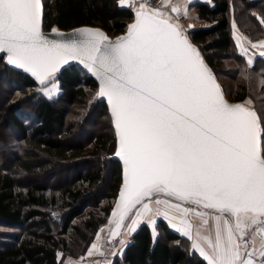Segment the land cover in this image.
<instances>
[{"label":"snow or ice","instance_id":"obj_1","mask_svg":"<svg viewBox=\"0 0 264 264\" xmlns=\"http://www.w3.org/2000/svg\"><path fill=\"white\" fill-rule=\"evenodd\" d=\"M41 18V0H0V53L40 84L72 60L98 79L124 167L116 228L130 219L128 233L143 222L155 229L162 217L193 239L194 215L202 221L196 239L206 247L193 248L207 264H264V130L255 111L224 101L179 25L141 3L127 35L114 42L88 28L50 40Z\"/></svg>","mask_w":264,"mask_h":264},{"label":"trees","instance_id":"obj_2","mask_svg":"<svg viewBox=\"0 0 264 264\" xmlns=\"http://www.w3.org/2000/svg\"><path fill=\"white\" fill-rule=\"evenodd\" d=\"M119 1L43 0V26L68 29L83 24L99 25L115 35L123 32L134 17L133 8ZM211 2L193 3L200 19L210 24L189 27L186 32L217 76L228 99L242 103L253 81H260L258 91L253 94L254 111L264 130V81L261 80L264 79V57H256L249 65L238 51L232 30L235 21L237 28L252 40L262 36L264 24L258 17L264 19V0ZM226 58H231L234 65L225 69L221 63ZM222 73L231 79L229 87L221 81ZM0 79L13 89L10 95L19 92V97L8 98L4 105L0 103V128L14 127L25 142L21 148L23 153L10 161L8 167L0 165V226L19 230L11 234L0 231V264H59L58 250L67 252L80 247L84 251L113 210L123 179V164L116 155L119 143L113 120L106 101L99 96L97 81L76 63L63 68L55 77L60 89L56 97L44 95L38 89L41 84L26 71L8 64L5 54H0ZM73 109V118L68 122ZM94 114L107 118L110 129L100 122L96 131L64 145V140L84 131L83 123L96 124L98 119L91 118ZM77 127L81 129L75 132L73 128ZM261 141L264 149V131ZM41 157L59 162L83 160L73 167L77 169L73 181L62 186L55 188L41 181L22 182L16 170L35 174L37 169H32L25 160ZM104 172L108 176L106 181ZM103 184L105 189L101 194ZM101 198L106 199L104 205L98 203ZM155 228L154 238L150 225L140 224L121 256L114 257L110 264H207L190 249V241L164 219H158ZM70 252L76 253V250Z\"/></svg>","mask_w":264,"mask_h":264},{"label":"rangeland","instance_id":"obj_3","mask_svg":"<svg viewBox=\"0 0 264 264\" xmlns=\"http://www.w3.org/2000/svg\"><path fill=\"white\" fill-rule=\"evenodd\" d=\"M151 1H152V3L151 2L145 3L144 0H135L134 5H131V6L134 9V7L136 8L141 3H144L147 6L158 9L161 12L168 14L169 16L174 18L177 22H179V24H181L182 28L185 31L189 27H196L199 25L203 26L201 24L206 23V21L200 19L199 15L196 13V9L194 8L193 5H189L186 7L185 5L181 4L182 7L178 6L175 3L179 4V0H166V1L165 0H151ZM137 3H139V4H137ZM173 6L178 7L179 11L173 12L172 11ZM195 13L197 14L198 17L193 16V14H195ZM232 20L234 21L233 18H232ZM236 27H237V25H236ZM256 40L264 41V34L262 36L258 37L257 39H255V41ZM239 46L241 48H239ZM239 46H238V51L245 56L247 62H248L249 58H251L252 63H253L254 60L256 59V57L260 56L259 54H253V53H256L258 51L256 48H252L250 44L246 45L244 43H241ZM242 48H246L248 50L246 55L242 51ZM231 65H234V62L231 60V58H226L221 63V67L225 68V69ZM220 79H221V81H223L225 83V85L227 87H229L231 85V79H229L228 77L223 75V73L220 74ZM236 79L239 80L238 77H236ZM254 79H257V78L255 77ZM261 80L264 81V79H261ZM258 83H260V81L258 82V79L256 81H253L252 85L250 86V93L248 94L246 99L244 101H242L243 104L253 108V110L255 108V102H256L253 94L256 91H258L257 90V88L259 86ZM38 89L44 95L49 96V97L50 96L56 97L60 93L59 83L57 80H55V78L50 79L45 84H41V86L38 87ZM12 91H13V89L8 87L0 79V103L2 102V105L5 104V100H7L8 98L12 99V98L19 97L18 96L19 92H16L15 94L13 92L10 95V92H12ZM7 93L9 94V96H7ZM75 107H77V105ZM73 112H75L74 109H73V111H71V114L68 118L70 120H68V122H70L71 119L73 118ZM91 118H96V120L98 119L94 126L91 125L89 122L83 123L81 128H83L84 131L80 135H78V132H77L74 137L69 138L68 140H64L63 144L65 145V142H66L68 145H70L69 143L74 142V141H79L80 138L85 137L89 132L96 131L97 129H99V123L100 122L103 123V127L107 126L108 129H110L109 128L110 121H108V119L105 118L104 116H103V118H98V116H96V114H94V115H92ZM68 127H69V125H68ZM81 128L77 127V128H73V130H75V132H76L77 130H80ZM101 129H102V127H101ZM17 132L18 131L12 126L7 127V128H0V165L2 167H8L10 161L14 160L18 154L23 153V149H21V148L23 147L25 142H23L20 133H17ZM82 160L83 159H72V160L65 161V162H59V161L50 160L47 157H41V159H38V160L27 159V160H25V162L28 163L31 167L33 166L34 168H32V169L36 168L37 172L35 174H32V175H26L25 173H23L24 171L16 170V173H17V177L22 182H25L26 184H30L31 182L41 181V182L47 183L48 186H52V187L56 188L60 185L62 186L68 182L70 183L73 181L74 174L77 171V169H75L73 167L76 163H78L80 161L82 162ZM106 170H107V168H106ZM104 174H105L104 178L106 181L108 176H107L106 172H104ZM104 189H105V184H103L101 186V190H100L101 194L104 192ZM161 198H163V197H161ZM98 203H99V205H104L106 203V199L101 198ZM153 207H155V205H153ZM160 207H163V205H161ZM199 211H206L210 215L214 214L213 210L199 209ZM53 213L57 214L56 211ZM110 218L111 217L109 216L107 222L104 223L99 228L98 232L93 237V239H91L89 241V243L87 244L86 249L84 251H82V249L80 247L70 249L67 252H65L64 250H61V249L58 250L57 258H58L59 264H110L111 260L114 257L121 256V253H122L124 247L132 239L131 237H132L133 232L128 233V231H127L128 225L130 224V219H126L123 222L121 228L117 229L116 226L113 227V226H111V223H109ZM157 219H164V218L161 217V218H157ZM189 220L193 225V228H192L193 236H194L193 239H189V238L185 237L182 234V231H177L175 228H173L171 226V222H169L168 220H165V221L169 224V226L172 229L176 230L177 232L180 233L181 236L188 239V241H190V249L194 250V248H192V241L194 239H196L195 233H196L197 228L201 225L202 221L200 218H198L194 215H190ZM140 224H142V223H140ZM140 224L136 225L135 229ZM150 228H151L152 234L155 238L156 234H157V230H156V228L154 229L152 225H150ZM209 228L210 229L213 228V222L211 220L209 221ZM0 231H4L5 233L11 234V233H15L16 231H19V230L17 228L7 227L6 225H4V226H0ZM113 233H117V234L113 235ZM204 234H207V233H204ZM213 235H214V232H213ZM121 241H123V243H121ZM196 242H197V240L194 243H196ZM200 243H201V241H200ZM93 245H95V248L93 247ZM202 246L206 247V245H202ZM72 250H76V253L70 252ZM194 251H196V250H194Z\"/></svg>","mask_w":264,"mask_h":264},{"label":"water","instance_id":"obj_4","mask_svg":"<svg viewBox=\"0 0 264 264\" xmlns=\"http://www.w3.org/2000/svg\"><path fill=\"white\" fill-rule=\"evenodd\" d=\"M41 5H42V18H41V26H40V30H41V33H42L44 36H46L48 39H50V40H62V39H64L66 36H69V35L73 34L75 30L82 29V28H88V29L99 30V31L103 32L104 35H105L106 37H108V39H109L110 41H113V42H114V41H116L117 39L122 38V37H125V36L127 35L128 30H129V27H130L132 24L135 23V20H136V11L139 10V6L136 7V8L134 7V9H133V11H134V17H133V19L128 23V25L126 26V29H125L123 32H120V33L115 34V35H111V34H109V33H108L103 27H101V26H99V25H90V24L78 25V26H74V27H71V28H68V29L60 28V27H58V26H52L50 29H45L44 26H43V18H44V10H45V6H44V2H43V0H41ZM151 9H155V8L146 5V10H151ZM162 13H163V12H162ZM163 16H164V18H168V19H170V22H172L173 24H178V25H179V28H180V30H181V32H182V35L186 36L187 39H188V41H189V43H190L193 47H195V48L197 49V47L195 46V44H194V43L192 42V40L190 39V37L188 36L187 32L182 28L181 24H179V22H177L174 18H172V17L169 16L168 14L163 13ZM54 29L56 30V32L53 31ZM57 32L60 33V34H63V35H57ZM197 50H198V49H197ZM199 53H200V52H199ZM0 54H3V53H0ZM200 55H201V54H200ZM201 58L203 59L202 56H201ZM5 61L7 62L6 54H5ZM203 61H204L205 66H206V67L212 72V74H213V76H214V79H215V83L218 85V87H219V89H220V91H221V94H222V96H223V99H224V101H225L227 104H229V105H231V106H236V105L245 106V107L249 108L250 110L254 111L252 108L248 107L247 105H245V104H243V103H241V102H239V101H234V100H230V99H228L227 96H226L225 93H224V90H223V88H222V85H221L220 81L218 80L217 76L214 74V72L212 71V69L210 68V66L208 65V63H207L204 59H203ZM74 63H76V64H78L79 66L83 67L88 73H90V74L94 77V79L97 81L98 86H99V81H98V79L95 77V75H94L93 73L89 72V71H88V70H87L82 64H80L79 61H75V60L69 61L68 64L63 65V66L61 67V69H60L57 73H55L54 76L49 77V79H48L46 82H48V81H49L50 79H52V78H55V77L58 75V73H59L63 68L67 67V66L70 65V64H74ZM8 64H9V63H8ZM10 65H11V64H10ZM12 66L16 67L15 65H12ZM16 68H17V67H16ZM18 69H21V68H18ZM21 70L25 71L24 69H21ZM26 72H27V71H26ZM27 73H29V72H27ZM29 74L32 76L31 73H29ZM34 78H35V77H34ZM35 79H36V78H35ZM36 81H37V80H36ZM37 82L40 84L39 81H37ZM46 82H45V83H46ZM101 98L104 99V100L106 101L107 106H108L109 113H110V115H111V106H110V104L108 103L107 98H106V97H101ZM111 117H112V115H111ZM257 117H258V115H257ZM112 120H113V125H114V128H115V122H114V118H113V117H112ZM261 129H262V128H261ZM115 130H116V128H115ZM116 133H117V131H116ZM117 138H118V134H117ZM118 143H119V138H118ZM261 147H262V141H261ZM118 157H119V156H118ZM119 159L121 160V162H122V164H123L122 159H121L120 157H119ZM123 186H124V167H123V179H122V182H121V184H120V188H119V191H118V194H117L116 200H115V202H114L113 210L111 211V214H110V217H111V218H110V220H109V223H111V226H113V227L116 226V217L113 216V212H114V210H115V208H116V204L119 202L120 193H121V191H122V189H123Z\"/></svg>","mask_w":264,"mask_h":264},{"label":"crops","instance_id":"obj_5","mask_svg":"<svg viewBox=\"0 0 264 264\" xmlns=\"http://www.w3.org/2000/svg\"><path fill=\"white\" fill-rule=\"evenodd\" d=\"M166 1V0H165ZM197 1H201V2H208V3H212L211 2V0H179V4H177V3H175L176 5H178V6H181L182 7V5H185L186 7L187 6H189V5H193V3L194 2H197ZM120 2V1H119ZM164 3V2H163ZM120 4H121V2H120ZM137 4H139V3H137ZM136 4V5H137ZM182 4V5H181ZM121 5H123V6H130V7H132L131 5H130V3H125V4H121ZM173 7H176V6H173ZM193 16L194 17H198L197 16V14L195 13V14H193ZM233 23V22H232ZM210 24V22H208V21H206V23L204 24H201V25H209ZM200 26V25H199ZM232 30H233V35H234V38H235V41H236V43H237V36H240L241 37V41H240V43L238 44L237 43V45L239 46L241 43H244V44H257L258 45V47L256 48L257 49V51L258 52H256V53H253V54H259V52L260 51H264V49H261L260 47H259V43L262 41V40H251V38L248 36V35H246L245 33H243V32H241L236 26H235V28L233 27V24H232ZM239 48H241L240 46H239ZM137 229V228H136ZM135 229V230H136ZM195 236H196V233H195ZM194 237V236H193ZM197 239H194L193 241H192V248H193V243L196 241ZM200 241H201V245H205L204 244V242H203V240H199V241H197V242H199L200 243ZM195 250V249H194ZM197 251V250H196ZM197 253H198V251H197ZM199 254V253H198Z\"/></svg>","mask_w":264,"mask_h":264},{"label":"built area","instance_id":"obj_6","mask_svg":"<svg viewBox=\"0 0 264 264\" xmlns=\"http://www.w3.org/2000/svg\"><path fill=\"white\" fill-rule=\"evenodd\" d=\"M144 2H145V3H150V2L152 3L151 0H144Z\"/></svg>","mask_w":264,"mask_h":264}]
</instances>
